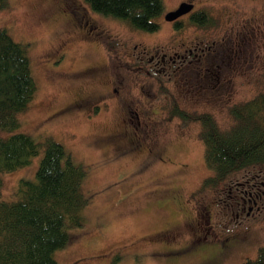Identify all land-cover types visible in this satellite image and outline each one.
Listing matches in <instances>:
<instances>
[{"label": "rangeland", "instance_id": "rangeland-1", "mask_svg": "<svg viewBox=\"0 0 264 264\" xmlns=\"http://www.w3.org/2000/svg\"><path fill=\"white\" fill-rule=\"evenodd\" d=\"M177 1L162 0V11ZM7 2V8L0 10V28L24 47L35 83L27 108L17 114L14 132L34 140L51 137L85 170L81 188L88 203L81 210L82 225L69 231V242L53 251V259L58 264H111L113 260L114 264H202L208 255L210 264H241L253 258L264 244V210L250 215L245 225H236L233 215L212 200L224 188L222 184L199 190L202 179L210 175L203 160L200 124L171 111L175 106L189 116L207 113L220 129H226L233 122L228 114L231 105L264 94V0H193L212 17L213 39L228 38L230 43L239 32L255 28L230 65L232 73L223 93L212 97L211 87L203 86L205 100L194 85L171 83L150 71L146 60L138 63V50L171 40L159 17L157 31L148 34L76 0L102 29L96 40L61 15L54 0ZM118 95L132 111L129 115L137 113L138 119L131 118L129 124L140 133L137 144L132 135L120 136ZM86 101L102 102L92 112L89 104L75 108ZM131 141L134 147L129 152L118 151L125 142L133 146ZM149 146L155 152L152 159H146ZM39 156L1 174L0 199L13 197L19 179L34 180ZM192 219L203 224L207 219L213 243L228 237L234 240L230 249L222 256L198 251L180 259L158 260L165 256L151 252L159 243L156 233L190 225Z\"/></svg>", "mask_w": 264, "mask_h": 264}, {"label": "trees", "instance_id": "trees-1", "mask_svg": "<svg viewBox=\"0 0 264 264\" xmlns=\"http://www.w3.org/2000/svg\"><path fill=\"white\" fill-rule=\"evenodd\" d=\"M93 11L124 22L134 30L156 32L162 0H82ZM0 0V10L7 8ZM210 25V17L196 19ZM35 92L24 47L0 28V188L1 174L19 169L40 155L34 180L19 179L11 199H0V264H58L54 250L64 247L69 231L82 225L81 210L88 196L81 185L85 170L51 137L34 140L14 132L17 114L27 108ZM172 114L200 124L203 160L210 175L199 190L213 188L237 171L264 166V94L228 108L232 124L220 129L207 113ZM111 264H114L111 262ZM241 264H264V244Z\"/></svg>", "mask_w": 264, "mask_h": 264}, {"label": "flooded vegetation", "instance_id": "flooded-vegetation-1", "mask_svg": "<svg viewBox=\"0 0 264 264\" xmlns=\"http://www.w3.org/2000/svg\"><path fill=\"white\" fill-rule=\"evenodd\" d=\"M54 1L57 2L61 15L66 14L71 23L84 35L88 34L97 40L102 29L90 19L86 7L78 2V5H76V0ZM181 4L190 5V10L174 19L167 20L165 14L176 10ZM209 16L208 11L196 7L193 0L177 1L173 8L162 11L158 16L166 24L167 30L170 31L171 40L167 44L166 38L165 45L155 44L151 50L146 49V51L144 48L138 50V63H142L143 59L146 60L150 71H157L156 73L165 76L171 83L177 81L178 85H194L200 93L201 100H205L202 96L203 86L211 87L210 94L212 97L222 94L225 90V84H229L228 81L232 73L230 65L235 62L241 46L255 28L244 29L230 43L228 38L213 39L212 34L216 30L214 24L206 26L198 24L196 21L198 17L205 19ZM244 25L243 27H245ZM184 29H187L188 32ZM136 47L137 44H134L133 48L136 49ZM113 90L114 93L117 92L116 89L113 88ZM115 101L121 110L122 131L120 136L124 138L128 134L132 135L137 144L140 140V133L129 126L131 118L138 119L136 111L133 112L134 115H129L132 111L125 107V102L120 95ZM99 103L86 101L79 106L76 105L75 108L86 107L89 104L88 108L92 112L94 111L93 108L99 109ZM120 141L123 142L124 140L120 139ZM130 143L133 146L125 142V145L118 147V151L122 153L129 152L128 150L134 147L133 141ZM147 151L149 155L146 159L155 157V152L151 146L146 149ZM222 187L224 188L218 190L212 200L215 204H220L225 212L233 215L231 217L234 224L245 225L250 215H260L264 210V171L261 170V167L253 166L237 171L234 176L229 177L224 182ZM196 217L197 214L195 213L194 219ZM194 219H192L190 225L184 224V226L163 229L156 233L159 237V243L151 252L154 255L165 256L157 258L158 260L180 259L190 253H198V251L213 252L215 256H222L230 249L234 240L228 237L218 241L219 243H213L214 241L209 238L211 234L207 226V219L204 224L196 222ZM187 233H189V236L183 239L182 245H178V241ZM205 256L207 257H205V262L202 264H210V256Z\"/></svg>", "mask_w": 264, "mask_h": 264}, {"label": "water", "instance_id": "water-1", "mask_svg": "<svg viewBox=\"0 0 264 264\" xmlns=\"http://www.w3.org/2000/svg\"><path fill=\"white\" fill-rule=\"evenodd\" d=\"M191 6L190 5H186V4H181L176 10L174 11H170L167 12L165 14V18L167 20H171L174 19L175 17L181 15L182 13L187 12L188 10H190Z\"/></svg>", "mask_w": 264, "mask_h": 264}]
</instances>
